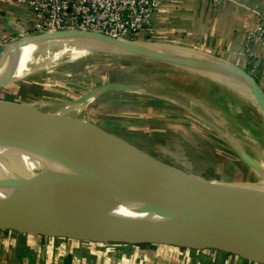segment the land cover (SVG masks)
Here are the masks:
<instances>
[{
    "label": "crops",
    "instance_id": "0c3cea01",
    "mask_svg": "<svg viewBox=\"0 0 264 264\" xmlns=\"http://www.w3.org/2000/svg\"><path fill=\"white\" fill-rule=\"evenodd\" d=\"M259 13H264V0H159L149 15V30L137 39L182 46L221 58L250 75L264 95V40L254 41L248 51L244 48L245 35ZM33 19L29 6L0 4V45L17 46L28 34ZM191 71H185L190 84L169 85L181 94L182 104L142 98L114 101L106 108L109 119L103 118V124L118 130L120 136L150 155H163L169 163L208 179L264 181L263 116L249 96ZM179 73L176 74L180 76ZM0 264L264 261L215 248L81 239L0 226Z\"/></svg>",
    "mask_w": 264,
    "mask_h": 264
},
{
    "label": "bare ground",
    "instance_id": "6f19581e",
    "mask_svg": "<svg viewBox=\"0 0 264 264\" xmlns=\"http://www.w3.org/2000/svg\"><path fill=\"white\" fill-rule=\"evenodd\" d=\"M23 43L20 48L1 54L4 59L0 61V87L15 84L43 69L50 71L64 60L89 54L96 50L97 42L81 34L67 33L28 38ZM127 44L207 75L240 95L250 96V85L244 75L221 58L141 39ZM158 169L209 205L239 219L264 223V183L206 180L194 183L172 168ZM54 171L61 177L51 176ZM43 208L94 214L123 230H130L128 225L132 224H176L173 217L133 187L65 155L0 135V212L28 211L45 216ZM49 222L62 225L68 221L54 216Z\"/></svg>",
    "mask_w": 264,
    "mask_h": 264
},
{
    "label": "water",
    "instance_id": "95a60500",
    "mask_svg": "<svg viewBox=\"0 0 264 264\" xmlns=\"http://www.w3.org/2000/svg\"><path fill=\"white\" fill-rule=\"evenodd\" d=\"M67 33L81 34L97 43L103 42L156 57L154 54L129 46L127 44L129 41L83 30L40 32L26 35L19 43L28 38L57 37ZM2 46L0 45V49ZM236 68L250 85L249 98L264 115V95L261 88L250 75ZM67 123L59 120L61 125ZM0 135L51 150L97 169L133 187L176 221L174 225L132 224L128 225L130 230H123L94 214H75L43 208L47 212L45 216H37L28 211L0 212V226L81 239L131 243L156 242L192 248H215L264 261V223L239 219L209 205L199 195L180 186L158 168L165 166L172 168L194 183L205 180L162 164L145 154L101 142L86 134L44 123L8 109L0 108ZM50 175L61 177L55 171ZM54 216L68 222L62 225L49 222ZM79 219L80 222H74Z\"/></svg>",
    "mask_w": 264,
    "mask_h": 264
},
{
    "label": "rangeland",
    "instance_id": "374dc122",
    "mask_svg": "<svg viewBox=\"0 0 264 264\" xmlns=\"http://www.w3.org/2000/svg\"><path fill=\"white\" fill-rule=\"evenodd\" d=\"M20 44L17 47L2 46L0 56L20 48L22 46ZM94 47L96 50L93 52L64 60L60 66L50 71L43 69L15 84L0 87V108L145 154L198 179L220 182L221 180L208 179L183 167L175 166L163 155H150L102 121L103 118L109 119L107 106L118 100L142 98L182 104L181 94L173 91L169 85L190 84L189 73L186 72L191 70L143 52L103 42L96 43ZM57 56H53V59ZM3 59L4 55L0 57V61ZM177 72H180V76L176 74ZM186 101L185 99L184 102ZM59 120L68 123L61 125Z\"/></svg>",
    "mask_w": 264,
    "mask_h": 264
},
{
    "label": "built area",
    "instance_id": "2783aa9c",
    "mask_svg": "<svg viewBox=\"0 0 264 264\" xmlns=\"http://www.w3.org/2000/svg\"><path fill=\"white\" fill-rule=\"evenodd\" d=\"M159 0H0L32 8L28 34L56 30L90 31L121 40H136L149 30V15ZM264 40V13L245 35L244 48Z\"/></svg>",
    "mask_w": 264,
    "mask_h": 264
}]
</instances>
